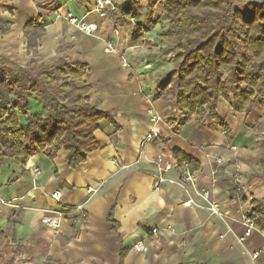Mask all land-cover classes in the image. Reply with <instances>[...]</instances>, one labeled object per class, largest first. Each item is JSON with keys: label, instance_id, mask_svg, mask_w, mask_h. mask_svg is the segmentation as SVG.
Listing matches in <instances>:
<instances>
[{"label": "crops", "instance_id": "1", "mask_svg": "<svg viewBox=\"0 0 264 264\" xmlns=\"http://www.w3.org/2000/svg\"><path fill=\"white\" fill-rule=\"evenodd\" d=\"M93 1L58 0L49 18L53 26L31 13L32 7L12 10L11 17L0 11L12 25L2 37L18 36L29 22L42 19L44 40L35 52L54 51L53 35L65 39L58 60L88 63L89 75L78 86L91 85L88 103L111 113L120 128L101 121L95 133L99 148L75 169L63 148L51 147L23 163L4 157L0 143V230L23 248L28 264H120L123 250V264H264V234L255 229L246 236L243 219L253 200L264 201V109L256 102L249 114H240L220 99L217 115L227 128L208 118L209 107L186 118L171 96L155 98L158 81L176 68L174 54H162L170 44L159 39L160 23L151 20L146 45L135 47L134 27L148 26L139 14L137 24H131L135 16L122 18L120 7L128 0H112L117 10L106 18L90 14ZM8 3L18 8L17 1ZM67 15L97 23L99 38L66 24ZM107 40L114 44L112 53L106 52ZM30 104L32 115L45 114L41 100L33 97ZM153 117L160 120L154 123ZM152 131L160 135L145 142ZM174 150L200 165L194 171L199 190L218 204L221 217L193 191L196 205L187 204L175 186L155 191L157 166L178 164ZM180 170L190 171L189 165ZM56 191L62 192L61 202L52 198ZM110 211L116 225L107 219ZM49 212L60 214L58 231L42 224ZM139 243L141 251L133 248Z\"/></svg>", "mask_w": 264, "mask_h": 264}, {"label": "trees", "instance_id": "2", "mask_svg": "<svg viewBox=\"0 0 264 264\" xmlns=\"http://www.w3.org/2000/svg\"><path fill=\"white\" fill-rule=\"evenodd\" d=\"M238 1L128 0L120 7L123 19L134 16L135 8L144 3L149 12L159 5L167 15L168 25L159 39L177 51L176 68L158 81L155 98L171 96L186 118L209 107L208 118L227 128L217 115L220 99L231 102L240 114H249L256 102L264 109V0L248 1L244 10L237 8ZM11 26L0 16V34ZM44 28L41 18L24 28L28 47L34 52ZM148 32L149 28L137 24L133 45L145 46ZM0 61V143L4 157L20 158L25 163L51 147L63 148L70 168L75 169L99 148L95 133L101 121L120 129L111 113L88 103L91 85L78 86L89 75L88 63L63 62L56 70L40 66L34 74L27 69L12 74L5 67L6 61L1 57ZM33 97L43 102L44 115L31 114ZM173 154L180 167L187 163L190 171L199 170L200 165L181 151L174 150ZM251 207L249 218L264 232V201L253 200ZM107 219L116 225L112 211ZM12 243L0 230V264H16L23 248Z\"/></svg>", "mask_w": 264, "mask_h": 264}, {"label": "rangeland", "instance_id": "3", "mask_svg": "<svg viewBox=\"0 0 264 264\" xmlns=\"http://www.w3.org/2000/svg\"><path fill=\"white\" fill-rule=\"evenodd\" d=\"M9 0H0V11L7 14L8 17H11V11H25L28 8L29 12L36 14L39 13L42 15V17H45L46 23L53 26L54 22L49 21V18L51 15L56 14V3H58V0H14L17 1L16 7L18 8H11V3H8ZM248 1H257V0H239L237 2V8L244 10V6ZM117 6V5H116ZM23 7V8H22ZM141 16V19L143 20V23H145L146 26H148L149 29H153L154 26H152L151 20L160 23L161 29L160 32H163L165 28L168 25V17L164 13V11L161 9V7L158 5L156 9L153 12V16H150V13L147 9L146 4H142L140 6H137L134 10V16L135 20L131 24H137V15ZM31 15V14H30ZM68 15L66 17H62L66 24H68L71 27L72 26L68 21ZM99 27V26H98ZM77 29L76 27H74ZM65 30V29H64ZM78 30V29H77ZM66 31V30H65ZM99 31V29H98ZM98 31L95 34L96 37L98 36ZM23 34V35H22ZM19 34L18 36L14 35H6V36H0V57L3 58L6 62L5 67L12 73H17L20 69H27L33 74L36 73L38 68L40 66H46L49 69L56 70L63 62L64 60H58L59 51L65 49L66 46V40L63 41L60 40V36H52V45L55 43L54 51H48V52H32L27 47V38L24 35V33ZM44 40V37L40 38L39 41L42 42ZM107 42H111L110 40L105 41L106 46ZM56 53V54H54ZM167 53H173L174 56L177 54V51L175 50L173 45H168L166 48H164L162 54L166 55ZM1 64V61H0ZM16 264H28V258L26 255H21L17 258Z\"/></svg>", "mask_w": 264, "mask_h": 264}, {"label": "built area", "instance_id": "4", "mask_svg": "<svg viewBox=\"0 0 264 264\" xmlns=\"http://www.w3.org/2000/svg\"><path fill=\"white\" fill-rule=\"evenodd\" d=\"M117 10L115 3L112 0H94L92 3V7L90 10V14H94L99 18H106L108 14L113 13ZM69 23L76 27L79 31L84 33L87 36H95L99 27L97 23H88L85 19L76 18L73 15H68ZM134 22V19L131 20ZM117 34V33H116ZM114 44L113 42H107L106 52L112 53L114 52ZM124 66H127L125 63ZM160 120L159 117H153L154 123ZM160 135L159 132L152 131L146 136L145 142H151L156 139ZM233 150H237L235 147L232 148ZM157 174H156V183L154 185L155 191H160L162 186L165 184H169L181 189L186 196L188 197L187 204L189 205H196L194 198L191 195V191H193L196 196L202 198L208 204V210L212 215H216L221 217L222 213L218 207V204L215 201L210 200V195L208 192L200 191L198 187V178L196 174L191 171H181L180 166L178 164L167 163L165 165H158L157 166ZM175 169H179L178 175L174 178L168 177V174L173 172ZM234 181L236 184V190L240 191V175L236 173L234 175ZM52 198L57 201L61 202L62 199V192L56 191L52 194ZM81 209V208H80ZM244 225L246 226V236H250L252 232L257 229L256 224L249 218V215H245L243 217ZM42 224L47 228L58 231L61 225V217L58 212H49L42 218ZM153 235L158 234L157 229L152 230ZM264 234V232H263ZM137 251H141L143 248V244L139 243L134 245L133 247ZM256 255L254 256V258Z\"/></svg>", "mask_w": 264, "mask_h": 264}]
</instances>
